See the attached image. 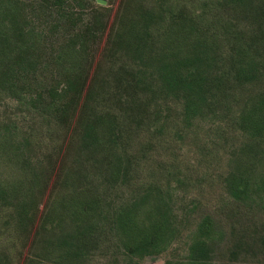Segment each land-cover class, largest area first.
Listing matches in <instances>:
<instances>
[{"label":"trees","instance_id":"obj_1","mask_svg":"<svg viewBox=\"0 0 264 264\" xmlns=\"http://www.w3.org/2000/svg\"><path fill=\"white\" fill-rule=\"evenodd\" d=\"M25 2L0 0V100L23 115L0 121V217L21 239L15 264L32 233L42 245L23 264H81L112 248L131 262L180 238L170 185L120 194L134 162L124 145L136 129H159L164 109L188 125L230 123L243 142L229 192L264 201V170L254 171L264 166V0H120L110 25L102 5L84 20L72 0H34L69 27L47 81L33 75L46 51ZM215 235L201 217L185 257L164 264H212ZM0 264H12L4 246Z\"/></svg>","mask_w":264,"mask_h":264},{"label":"rangeland","instance_id":"obj_2","mask_svg":"<svg viewBox=\"0 0 264 264\" xmlns=\"http://www.w3.org/2000/svg\"><path fill=\"white\" fill-rule=\"evenodd\" d=\"M27 16L33 19L34 26L43 30V46L46 55L36 67L34 76L47 81L56 73L50 57L69 27L55 16L35 11L34 0H24ZM101 1V2H100ZM120 0H72L73 10L82 19H92V11L98 5L105 8L99 16L108 25L114 19ZM47 47V48H46ZM16 100H0V121L16 119L22 121ZM166 120L156 131L147 127L136 129L130 135L125 150L134 159L127 184L120 194L128 197L130 193L148 184L164 188L171 187L173 205L178 213L182 233L174 244L162 254L147 255L129 261L121 253L106 250L91 256L81 264H164L166 260L180 259L187 254L188 243L198 220L208 215L215 224L216 235L207 242L205 258L212 264H264V206L259 196L248 199H235L229 192L226 178L233 169L235 160L232 152L242 144L243 138L231 124L224 121L218 128L204 122L188 125L175 110L164 109ZM15 120V121H16ZM1 161V159H0ZM2 162V161H1ZM0 162V172L7 171ZM264 170L256 165V176ZM10 176V175H8ZM43 203L40 205L42 209ZM4 214V213H3ZM36 228L34 231L35 236ZM41 241L50 240L53 234L38 233ZM58 236V235H57ZM54 238V237H53ZM57 238V237H56ZM30 240L33 241V233ZM25 247L20 264L26 256H32L42 243L34 248ZM56 241V239L54 240ZM21 239L12 227H5L0 217V248H8L15 264L17 252L22 247ZM58 250V249H57ZM60 249L54 255L60 254ZM56 258V257H55Z\"/></svg>","mask_w":264,"mask_h":264},{"label":"water","instance_id":"obj_3","mask_svg":"<svg viewBox=\"0 0 264 264\" xmlns=\"http://www.w3.org/2000/svg\"><path fill=\"white\" fill-rule=\"evenodd\" d=\"M101 2V1H100Z\"/></svg>","mask_w":264,"mask_h":264}]
</instances>
